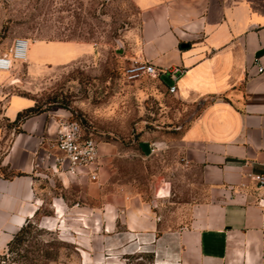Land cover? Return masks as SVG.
Masks as SVG:
<instances>
[{
  "label": "crops",
  "instance_id": "1",
  "mask_svg": "<svg viewBox=\"0 0 264 264\" xmlns=\"http://www.w3.org/2000/svg\"><path fill=\"white\" fill-rule=\"evenodd\" d=\"M133 1L139 26L123 34L124 57L163 71L159 77L167 89L178 74L169 94L192 109L179 137L143 138L142 153L153 154L152 146L172 148L198 170L203 191L190 204L187 223L170 229L162 228L149 203L124 188L112 187L100 212L91 199L89 238L84 229L72 233L86 254L84 264H135L130 255L137 261L148 255L145 264H264L263 194L247 177L264 171V0ZM28 42L26 59L0 71L7 80L0 88V254L43 206V184L58 179L69 188L87 181L58 173L46 158L69 112L37 108L31 81L92 60L100 48L75 38ZM33 107L38 111L17 120ZM99 150L104 160L103 150L110 156L112 147L99 143ZM102 175L103 167L92 183ZM50 206L48 222L58 227L68 211L77 210L59 196L51 197Z\"/></svg>",
  "mask_w": 264,
  "mask_h": 264
},
{
  "label": "rangeland",
  "instance_id": "2",
  "mask_svg": "<svg viewBox=\"0 0 264 264\" xmlns=\"http://www.w3.org/2000/svg\"><path fill=\"white\" fill-rule=\"evenodd\" d=\"M138 26L133 0H0V53L8 51L17 37L75 38L98 44L94 59L56 68L31 82L37 108L66 110L69 120L78 121L101 145L112 147L110 156L103 150L99 184L88 179L69 188L58 179L43 184L44 204L26 222L9 258L23 264H84L86 254L77 249L72 233L84 229L89 238V203L97 201L100 212L112 187L149 203L164 229L187 223L190 204L203 191L198 170L172 148L142 153L146 149L141 140L179 137L192 109L172 97L159 76L143 73L141 62L124 57L123 34ZM6 81L0 77V88ZM53 196L61 197L69 209L77 207L67 212L59 227L48 222ZM135 258L129 256L135 264H145L150 257Z\"/></svg>",
  "mask_w": 264,
  "mask_h": 264
},
{
  "label": "built area",
  "instance_id": "3",
  "mask_svg": "<svg viewBox=\"0 0 264 264\" xmlns=\"http://www.w3.org/2000/svg\"><path fill=\"white\" fill-rule=\"evenodd\" d=\"M28 47L27 38H15L9 53L0 55V71L11 69L15 61L25 60ZM139 62H141L142 72L147 75L159 76L163 72L149 62ZM171 78L173 84L168 90L173 93L176 89L175 82L178 74L174 73ZM49 146L50 150H47L46 158L52 162L55 171L78 178L85 177L91 182L98 181L103 165L99 141L92 133L86 132L78 121L62 118L58 123L55 137L49 141ZM155 151L156 147L152 146L151 152ZM247 177L262 190L263 196L259 204L264 207V171L248 173Z\"/></svg>",
  "mask_w": 264,
  "mask_h": 264
},
{
  "label": "trees",
  "instance_id": "4",
  "mask_svg": "<svg viewBox=\"0 0 264 264\" xmlns=\"http://www.w3.org/2000/svg\"><path fill=\"white\" fill-rule=\"evenodd\" d=\"M37 111H38V109L36 107H33V108L26 109V110H24L22 112H19L18 115H17V120L24 119L27 116H30L31 114H34ZM24 226H22L19 229V231L13 236V238L9 241L8 246H7V251L4 254H0V261L1 260L3 261L0 264H9L11 262L22 263L15 257L9 258V255L13 252L12 244L18 239V236H19L20 232L25 230Z\"/></svg>",
  "mask_w": 264,
  "mask_h": 264
},
{
  "label": "water",
  "instance_id": "5",
  "mask_svg": "<svg viewBox=\"0 0 264 264\" xmlns=\"http://www.w3.org/2000/svg\"><path fill=\"white\" fill-rule=\"evenodd\" d=\"M262 51H258V53L257 54H259V53H261Z\"/></svg>",
  "mask_w": 264,
  "mask_h": 264
}]
</instances>
